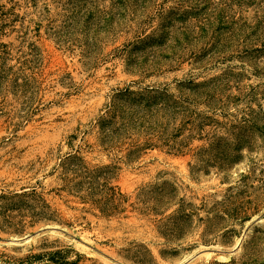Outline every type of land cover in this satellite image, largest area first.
Here are the masks:
<instances>
[{"label": "rangeland", "instance_id": "374dc122", "mask_svg": "<svg viewBox=\"0 0 264 264\" xmlns=\"http://www.w3.org/2000/svg\"><path fill=\"white\" fill-rule=\"evenodd\" d=\"M0 264H264V0H0Z\"/></svg>", "mask_w": 264, "mask_h": 264}, {"label": "bare ground", "instance_id": "6f19581e", "mask_svg": "<svg viewBox=\"0 0 264 264\" xmlns=\"http://www.w3.org/2000/svg\"><path fill=\"white\" fill-rule=\"evenodd\" d=\"M33 240H34V238H32V237L31 238H28L27 240L24 241V244L30 243L31 241L33 242ZM11 244H18L19 245V243H11ZM20 244H22V243H20ZM239 245L240 244H238L235 248L237 249L239 247ZM204 255L206 256L207 259H209L210 256L212 255V253L211 252H207ZM226 258H227V256L226 255L224 256V254L220 256V259H226Z\"/></svg>", "mask_w": 264, "mask_h": 264}]
</instances>
